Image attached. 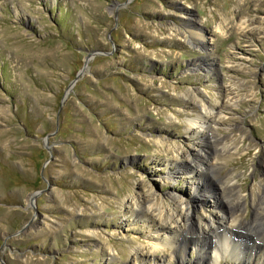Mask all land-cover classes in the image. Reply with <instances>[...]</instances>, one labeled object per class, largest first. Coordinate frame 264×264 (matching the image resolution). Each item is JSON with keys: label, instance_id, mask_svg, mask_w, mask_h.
Instances as JSON below:
<instances>
[{"label": "rangeland", "instance_id": "374dc122", "mask_svg": "<svg viewBox=\"0 0 264 264\" xmlns=\"http://www.w3.org/2000/svg\"><path fill=\"white\" fill-rule=\"evenodd\" d=\"M262 198L264 0H0V264H215L225 199L252 261Z\"/></svg>", "mask_w": 264, "mask_h": 264}, {"label": "bare ground", "instance_id": "6f19581e", "mask_svg": "<svg viewBox=\"0 0 264 264\" xmlns=\"http://www.w3.org/2000/svg\"><path fill=\"white\" fill-rule=\"evenodd\" d=\"M195 38H197L196 41L198 43H202L203 44L205 42L204 38L202 37L201 32H199V35L197 34V37H195ZM211 114H212V110H210L208 108H204L203 109V115L201 117H198L196 119H189V120H187V123H188L190 128H193V129L196 128L198 130V133H199V131L202 132V133L207 132L210 129L209 122L211 120V116H210ZM157 142L161 143L159 141H157ZM197 169H198L197 172H199L201 174L205 171V169L203 168V170H202V168L200 166H197ZM185 173H187V171H185ZM189 173H192V172H189ZM234 184L235 183H233V181L228 180L227 183H225L220 189L222 190L223 193H224V191H227V190L231 191V190H233L235 188ZM197 188L200 189V188H203V187L198 184L196 189ZM202 191H205V189L203 188ZM195 196H197V198L199 200H202V198L204 199V196H202V195H200V196L199 195H195ZM238 197L240 198V196H238ZM238 197H237V199H238ZM263 199L264 198H262V200ZM223 203H227L231 209L232 208L235 209V207H236V205L234 203H232V202H230V201H228L226 199L224 200ZM180 206H181V209H184L186 207V205L182 204V203L180 204ZM256 207L257 208L259 207L258 208L259 210H260V208L262 209V207H264V202L263 201L259 202L258 204H256ZM233 209H232L230 215L229 214L226 215V213L225 214L223 213L222 216L220 217L219 221H215L214 222L212 220V218L210 219V225H209V229L210 230L209 231L215 233V234H213V235H215L214 236V240L211 241L212 249L214 251L212 253L214 255L212 257L213 260H214V263L217 264L218 259L221 257L220 254H226L227 251L229 250V247L231 248V250H232V247H233L232 255H233V253H235L233 256L231 255L232 257H230V258H232L234 264H253V263L260 262V260H262V262H264V244L263 245L260 244L259 247H256L257 248L256 251L254 250L256 252V256L253 258L252 261H251L250 258H251V251L253 250V248H250L251 250L248 253L249 258H247L246 260H243V258H240L241 254H239V256L237 255L238 253H236V252H240L241 249H239L240 246H238V244H237L238 242L236 243V241H234V240L237 237H239L238 235H240L242 237V239L247 240L250 235L245 234L248 231H246L245 228L243 226H241V223H236V221L234 220L235 217L233 218V216H232V213H234ZM235 214H237V213L235 212ZM228 223H230L232 226L235 227V229H236L235 234H237L236 238H234V235L232 234V232H231L232 230H230ZM203 233H205L204 229L201 232H199L197 237L200 238L201 235H203ZM260 241H262V243L264 242L263 240H260ZM162 244L169 246L171 244V242L168 239V240L164 241ZM162 244H161V242L160 243H158V242H156V243L153 242L152 243L151 242V249L157 250V248H159V246H161ZM194 246H196V245H194ZM205 246H206V243H202L199 246L197 245V248L199 249L198 253H202V251H204V249H205L204 248ZM242 252L245 253V254L247 253V252H244V251H242ZM212 254H211V256H212ZM180 263L184 264L182 259H181Z\"/></svg>", "mask_w": 264, "mask_h": 264}]
</instances>
